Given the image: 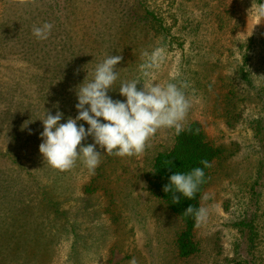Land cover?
Segmentation results:
<instances>
[{
    "label": "rangeland",
    "instance_id": "obj_1",
    "mask_svg": "<svg viewBox=\"0 0 264 264\" xmlns=\"http://www.w3.org/2000/svg\"><path fill=\"white\" fill-rule=\"evenodd\" d=\"M144 2L176 37L128 18L137 0H0V264H264V236L254 248L247 225L256 209L264 214V18L250 12L264 0ZM45 22L53 29L41 41L32 29ZM156 47L165 59L151 79L188 85L186 122L199 120L220 150L202 199L209 217L195 228L199 252L188 258L176 247L182 221L152 177L174 129L157 132L140 157L97 146L94 175L79 161L60 172L39 151L40 119L75 118L76 90L97 64L123 56L108 94L126 101L119 85L142 79V53Z\"/></svg>",
    "mask_w": 264,
    "mask_h": 264
},
{
    "label": "clouds",
    "instance_id": "obj_2",
    "mask_svg": "<svg viewBox=\"0 0 264 264\" xmlns=\"http://www.w3.org/2000/svg\"><path fill=\"white\" fill-rule=\"evenodd\" d=\"M23 4L25 0H18ZM250 12L264 18V3H253ZM53 24L45 22L41 26H33L32 33L38 40H47L51 35ZM165 57L163 49L154 48L151 52L142 53L139 65L141 78L121 82L119 93L126 101L113 100L110 90H115L119 78L117 65L123 61L122 55H109L96 65L93 78L78 86L75 107L78 115L69 117L61 123L63 113L55 115L46 112L43 122L44 130L40 134L42 143L39 151L47 164L60 172L72 170L77 162H81L90 174L101 163V151L109 156L140 157L151 146V140L157 132L174 129L179 135L185 131V122L192 107L191 98L186 93L188 85L184 82H169L164 86L154 82L151 77L158 70ZM143 84L138 89V84ZM101 118H103L102 122ZM79 121L89 125L87 129ZM92 137L93 143L83 144L82 141ZM167 163V162H166ZM205 168L212 165L207 160L200 162ZM205 173L202 168H193L187 173L176 172L170 176V182L164 191L171 194L172 203H180V195L194 199L200 185L204 183ZM205 195L202 199H207ZM184 215H194L197 226L206 223L209 209L201 206L194 208L189 205ZM129 264H138L134 257Z\"/></svg>",
    "mask_w": 264,
    "mask_h": 264
},
{
    "label": "trees",
    "instance_id": "obj_3",
    "mask_svg": "<svg viewBox=\"0 0 264 264\" xmlns=\"http://www.w3.org/2000/svg\"><path fill=\"white\" fill-rule=\"evenodd\" d=\"M137 3L139 5L138 9L135 7L132 10H127L128 18L143 24L155 35H163L166 38L168 36L173 38L177 36L176 31H173V26L168 27L166 25V20L162 17V13L157 12L154 8L143 6L145 4L144 0H137ZM176 20L179 21L178 18ZM180 40L184 41V36L177 38V42L182 44ZM219 152V148L215 147L209 140L202 123L197 119H193L185 123V131L181 134L177 135L174 132L172 145L168 149L158 152L154 158L152 177L155 181H153V184L162 200L180 218L183 224L182 230L176 238V247L181 258H188L199 252L198 242L195 237V228L197 227L195 217L194 215H184V211L189 205L194 208L202 206V197L207 187L212 167L219 157ZM201 160L209 161L212 166L205 168L200 163ZM197 167L203 169L205 177L204 183L200 185L195 198L187 199L178 193L177 195H180V203L173 204L171 194H167L163 190L164 186L170 182V176L176 172L187 173ZM86 189L88 190V188ZM249 218L247 225L253 228V243L251 245L257 248L258 244L261 243L262 235L264 236V214L260 212V209H256ZM234 264L244 263L236 262Z\"/></svg>",
    "mask_w": 264,
    "mask_h": 264
}]
</instances>
